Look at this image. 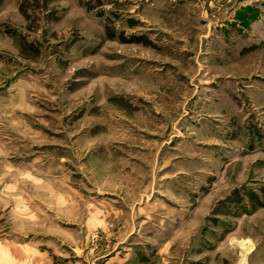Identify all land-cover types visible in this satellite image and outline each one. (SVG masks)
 <instances>
[{
	"label": "rangeland",
	"instance_id": "rangeland-1",
	"mask_svg": "<svg viewBox=\"0 0 264 264\" xmlns=\"http://www.w3.org/2000/svg\"><path fill=\"white\" fill-rule=\"evenodd\" d=\"M137 209L153 231L92 226ZM170 231L182 264H264V0H0V264Z\"/></svg>",
	"mask_w": 264,
	"mask_h": 264
},
{
	"label": "crops",
	"instance_id": "crops-1",
	"mask_svg": "<svg viewBox=\"0 0 264 264\" xmlns=\"http://www.w3.org/2000/svg\"><path fill=\"white\" fill-rule=\"evenodd\" d=\"M132 210L126 212L125 210L121 212L111 210L106 214L103 210L94 211L92 212V226L94 229L100 230L99 232H101L106 240L110 235L113 234H118L119 236H121L124 233L127 234V232H129L128 234L130 235L135 230L137 232H140L142 230L146 232L149 231L150 227L147 223V220H145L147 222L143 221L138 227L137 224H135V222L133 221V217H135L137 213H140L141 210ZM143 212L148 211L145 210ZM152 229H150V231H153ZM166 234L171 235V237L167 238L165 241H162V243L155 244L154 258H150L149 254H145L142 257H137V253L132 250L137 247L133 248L132 246L123 247V250L118 249L116 252H114V254L110 255V252L114 251V248L108 250L110 244L105 243L103 237L102 240L99 239L98 241V247L100 248V251H107L106 253L101 254V256L105 258L103 259L102 264H182L183 261L177 258V255L180 254V245L178 242L179 233L170 231L169 233L166 232ZM101 241H104V244H102ZM104 246H106L105 250L103 249Z\"/></svg>",
	"mask_w": 264,
	"mask_h": 264
},
{
	"label": "bare ground",
	"instance_id": "bare-ground-1",
	"mask_svg": "<svg viewBox=\"0 0 264 264\" xmlns=\"http://www.w3.org/2000/svg\"><path fill=\"white\" fill-rule=\"evenodd\" d=\"M241 246H242V248L249 250V247L245 243L241 242Z\"/></svg>",
	"mask_w": 264,
	"mask_h": 264
}]
</instances>
